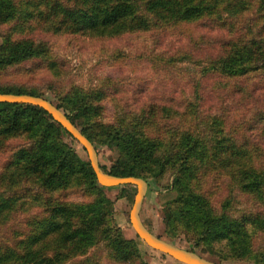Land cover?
Listing matches in <instances>:
<instances>
[{
  "label": "trees",
  "instance_id": "16d2710c",
  "mask_svg": "<svg viewBox=\"0 0 264 264\" xmlns=\"http://www.w3.org/2000/svg\"><path fill=\"white\" fill-rule=\"evenodd\" d=\"M180 23L195 26L197 43L220 48L208 70L228 76L264 71V0H0V78L24 61H33L25 69L32 74L44 69L54 79L65 73L66 61L37 33L105 39L151 31L158 42ZM198 87L188 96L180 89L157 96L145 87L123 88L110 75L63 91L51 83L0 82V92L52 100L96 149H112L109 165L99 161L105 171L169 186L174 194L162 204L159 236L183 238L219 262L264 264V107L230 122L226 106ZM77 144L43 107L0 101V151L7 153L0 171V264H67L77 257L100 264L88 256L99 243L120 264H148L143 241L125 236L116 222L114 201L105 192L112 186L98 182ZM209 178L211 185L224 178L229 191L217 205L206 188ZM133 185L117 186L119 196L129 197ZM232 190L246 201L237 214L230 210Z\"/></svg>",
  "mask_w": 264,
  "mask_h": 264
},
{
  "label": "rangeland",
  "instance_id": "374dc122",
  "mask_svg": "<svg viewBox=\"0 0 264 264\" xmlns=\"http://www.w3.org/2000/svg\"><path fill=\"white\" fill-rule=\"evenodd\" d=\"M37 35L47 41L53 55L66 61L65 73L54 79L44 69L32 74L25 69L33 66V61H24L10 67L0 78L1 83L34 85L39 88L51 83L57 90L63 91L72 83L83 86L97 85L101 80H105L106 75H110L112 80L122 84L123 88L132 90L145 87L148 92L157 96H169L178 89L184 90L188 96L198 84L199 90L213 94L226 106V115L230 122L243 113L250 114L256 106L264 107V96L259 94L264 92V71L252 70L246 74L228 76L216 70H208L210 60L220 53V48L214 43H197L198 32L193 24L180 23L170 28L158 36V42L153 41L155 37L151 31L126 33L119 38L105 39L50 32ZM182 55L188 57L169 62V58ZM251 88L254 90L250 91ZM106 107L105 114L111 117L114 113L112 102L107 101ZM76 146L79 152L85 155L86 151L79 144ZM97 153L99 161L106 165L110 164L115 155L112 149L104 145L98 146ZM6 155L7 153L0 151V171ZM223 179L215 180L212 185L209 182L210 178L206 182L214 205L229 193L223 186L225 185L221 181ZM165 181L166 177L160 180L159 184ZM148 185L141 206V217L153 232L162 234V204L174 194V191L169 186L161 187L153 183ZM105 192L114 201L115 219L123 234L127 237H136L129 221L136 186H132L129 197L119 196L117 186L107 187ZM231 194L234 200L230 210L231 213L237 214L246 206V201L237 190H232ZM69 195L77 200L88 198L79 194ZM22 215L24 214L20 213L16 216L17 222L18 219L22 220ZM172 242L189 246L183 238L174 239ZM140 246L148 264H180L170 255H164L143 242H140ZM88 256L98 260L100 264H120L107 256L102 243L93 247ZM225 262L245 264L236 260ZM82 263L80 257H77L67 264ZM84 264L91 263L88 261Z\"/></svg>",
  "mask_w": 264,
  "mask_h": 264
},
{
  "label": "water",
  "instance_id": "95a60500",
  "mask_svg": "<svg viewBox=\"0 0 264 264\" xmlns=\"http://www.w3.org/2000/svg\"><path fill=\"white\" fill-rule=\"evenodd\" d=\"M0 101L28 102L39 105L47 110L51 116L76 139L82 148H84L90 165L100 184L104 186L134 184L136 186V192L129 211V221L135 230L136 236L146 245L170 255L174 260L184 264H231L208 258L190 247L173 243L149 230L140 215L143 198L148 187L147 180L140 176L115 175L105 171L99 164L95 144L81 132V130L68 118L66 113L61 108L57 107L52 100L45 96L29 93L0 92Z\"/></svg>",
  "mask_w": 264,
  "mask_h": 264
}]
</instances>
